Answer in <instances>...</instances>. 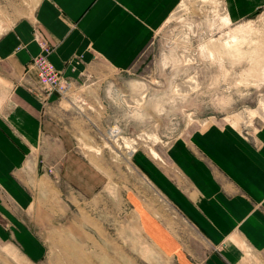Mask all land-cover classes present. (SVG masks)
I'll return each mask as SVG.
<instances>
[{
	"label": "rangeland",
	"instance_id": "374dc122",
	"mask_svg": "<svg viewBox=\"0 0 264 264\" xmlns=\"http://www.w3.org/2000/svg\"><path fill=\"white\" fill-rule=\"evenodd\" d=\"M249 1L237 13L240 0H178L130 71L104 69L80 92L88 105L63 103L78 150L108 181L83 199L56 171H41L53 182L41 178L28 215L40 217L28 221L41 253L0 241V264H223V247H212L134 156L176 178L175 139L212 124L249 138L264 127V0ZM36 2L0 0V35ZM245 249L239 264H264L263 251Z\"/></svg>",
	"mask_w": 264,
	"mask_h": 264
},
{
	"label": "crops",
	"instance_id": "0c3cea01",
	"mask_svg": "<svg viewBox=\"0 0 264 264\" xmlns=\"http://www.w3.org/2000/svg\"><path fill=\"white\" fill-rule=\"evenodd\" d=\"M246 1L234 7L237 13ZM177 3L37 0L28 16L0 35V241H16L32 257L41 253L30 224L40 217H28L41 178L53 182L41 171H56L83 199L104 188L108 177L78 150L63 103L88 105L80 92L104 69L130 71ZM42 43L69 84L65 95L41 90L32 61L44 54ZM168 150L176 178L144 154H136L134 163L212 247H223L222 263L239 264L245 248L264 252V127L249 138L232 125L212 124L175 139ZM151 227L163 236L154 221ZM163 242L171 251L167 235Z\"/></svg>",
	"mask_w": 264,
	"mask_h": 264
},
{
	"label": "built area",
	"instance_id": "2783aa9c",
	"mask_svg": "<svg viewBox=\"0 0 264 264\" xmlns=\"http://www.w3.org/2000/svg\"><path fill=\"white\" fill-rule=\"evenodd\" d=\"M41 45L44 50V54L32 61V65L38 74L41 90L46 93L57 92L61 95H65L69 84L62 81L61 75L49 61L47 54L50 53L51 49L45 43H42ZM49 170L53 173L52 169Z\"/></svg>",
	"mask_w": 264,
	"mask_h": 264
},
{
	"label": "bare ground",
	"instance_id": "6f19581e",
	"mask_svg": "<svg viewBox=\"0 0 264 264\" xmlns=\"http://www.w3.org/2000/svg\"><path fill=\"white\" fill-rule=\"evenodd\" d=\"M69 87V86H68ZM68 90V89H67Z\"/></svg>",
	"mask_w": 264,
	"mask_h": 264
}]
</instances>
